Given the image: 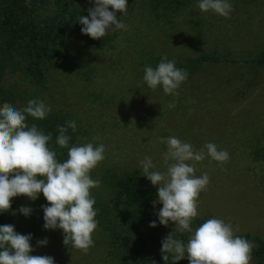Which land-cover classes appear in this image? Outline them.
I'll return each instance as SVG.
<instances>
[{"label":"rangeland","instance_id":"374dc122","mask_svg":"<svg viewBox=\"0 0 264 264\" xmlns=\"http://www.w3.org/2000/svg\"><path fill=\"white\" fill-rule=\"evenodd\" d=\"M199 2L195 0L181 16L165 24L150 17L151 23L146 22L147 15L140 9L118 12L126 15L127 30L121 29L114 46L100 55L102 59L93 58L97 66L92 79L65 70L52 77L39 95L51 109L71 113L82 121L89 131L84 144L105 146L104 159L90 172L94 180L99 179L98 172L104 165L137 168L143 174L140 162L145 156L151 157L155 165L150 171L165 172L163 154L167 146L160 142L161 137L175 136L196 151L208 142L218 150H227L226 163L213 160L206 149L203 161H187L194 164L197 177L207 173L210 178L197 201L198 215L231 223L234 233L251 232L264 237V72L246 96H236L233 92L217 93L210 80L215 77L236 82L238 67L210 66L185 81L177 97L166 95L162 86L149 88L143 81V65L136 62L139 52L153 49L171 57H186L194 51V40H201L204 47L223 48L239 56L264 48V0H228L232 11L227 18L212 10L201 11ZM120 52L124 59H119ZM16 80V75H9L6 85ZM20 88L24 90V86ZM172 101L175 107L169 108ZM148 181L157 198L158 186ZM90 193L106 199L109 195L101 183ZM14 200L17 210L21 206L32 209L29 216L19 212L23 225L29 224V231L36 233L30 255L51 256L54 264H110L106 238L98 228L85 254L64 245L61 229L43 227L41 205L48 204L43 193L35 200L24 195ZM157 203L159 211L163 205ZM154 221L158 230H177L171 221L161 225L157 215ZM45 238L46 245L37 244Z\"/></svg>","mask_w":264,"mask_h":264},{"label":"clouds","instance_id":"9594fccd","mask_svg":"<svg viewBox=\"0 0 264 264\" xmlns=\"http://www.w3.org/2000/svg\"><path fill=\"white\" fill-rule=\"evenodd\" d=\"M94 5L88 9L87 16L78 18L83 25L82 34L100 39L110 30H127V25L117 18V12L128 13L127 0H94ZM198 7L203 12L212 10L226 18L232 11L228 0H200ZM187 77V70L177 68L175 60L164 55L155 68L145 66L143 81L152 90L162 86L166 95L178 97L177 90ZM168 107L174 108L175 101ZM51 110V106L37 99H30L21 109L8 103L0 107V212L11 208L13 197L24 195L35 200L43 193L48 202L41 205L43 227L61 229L64 245L86 254L94 243L92 233L98 225L95 199L90 189L101 183L99 179H92L90 172L104 159L105 146L94 147L92 143L73 145L68 150L67 159L58 162L56 152L48 147L51 133L45 135L35 124L29 127L25 123V114L44 119ZM66 125L58 126L56 139L63 148H68V128L76 131L75 121H68ZM160 142L167 146L163 154L166 171H150L155 165L149 156L140 162L143 175L153 186H158V197L153 205L159 202L163 206L156 215L161 225L167 226L171 221L178 232L190 234L184 243L169 233L161 242L162 259L167 264L169 254H172L174 264L185 257L190 264H250L254 244L234 235L231 223L211 218L195 230L191 227L198 215L199 195L206 189L210 178L207 173L197 177L194 164L187 161H203L206 149L213 160L226 163L229 159L227 150H218L214 143L208 142L196 151L190 143L175 136L161 137ZM18 211L29 216L32 209L21 206ZM156 226V221L150 222V227ZM31 239L32 234H19L12 224L0 226V264H54L51 256L30 255L33 251ZM37 244L46 245L47 239L38 240Z\"/></svg>","mask_w":264,"mask_h":264},{"label":"trees","instance_id":"16d2710c","mask_svg":"<svg viewBox=\"0 0 264 264\" xmlns=\"http://www.w3.org/2000/svg\"><path fill=\"white\" fill-rule=\"evenodd\" d=\"M194 4L195 0H130L127 7L131 11L142 10L147 15L148 23H151L150 17L165 24L174 21L175 17L181 16L185 9ZM94 6V0H0V107L8 103L21 109L27 106L30 99L42 100L39 92L47 89L52 77L65 70L85 80L92 79L97 66L93 58L98 56L97 60L102 59L104 56L100 55L114 46L115 38L121 31L110 30L100 39L82 34L83 25L78 18L87 16L88 9ZM109 10H112L111 7ZM117 18L123 23L127 21L126 15L118 12ZM202 44L201 40H194V51L183 58L171 57L154 49L145 50L138 53L136 62L143 68H155L166 55L169 60H175L177 68L187 70L185 81L193 79L210 66H237L236 78L239 76L240 81L226 82L225 78L215 77L210 80L217 93L233 92L236 96H246L259 82L264 72V48L252 50L247 56H239L223 48H208ZM119 59H124L121 52ZM9 75H16L17 80L14 84L6 85ZM20 86H24V90ZM25 115V123L29 127L35 124L45 135L51 133L48 147L56 152V159L61 163L67 159L69 148L83 145L89 134L82 121L71 113L52 109L44 119ZM68 121H75L76 131L68 128L66 134L70 140L68 148H63L56 143L58 126H67ZM98 178L102 187L109 192L107 199L92 197L97 210V228L106 238L110 264H166L160 251L161 242L171 232L174 238L187 243L190 235L187 232L150 227V222L156 218L158 203L153 205L157 198L139 169L104 165L98 172ZM208 219L207 216L197 215L191 227L195 230ZM5 224L14 225L19 234H32L30 244L36 236V233L29 231V224L23 225L14 197L11 208L7 212H0V226ZM234 235L254 244L251 252L253 264H264V237L251 232ZM167 264H174L172 254H169ZM176 264L190 262L185 257Z\"/></svg>","mask_w":264,"mask_h":264}]
</instances>
